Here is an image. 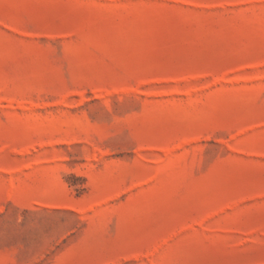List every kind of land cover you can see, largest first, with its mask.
Wrapping results in <instances>:
<instances>
[{
	"label": "rangeland",
	"instance_id": "1",
	"mask_svg": "<svg viewBox=\"0 0 264 264\" xmlns=\"http://www.w3.org/2000/svg\"><path fill=\"white\" fill-rule=\"evenodd\" d=\"M0 264H264V0H0Z\"/></svg>",
	"mask_w": 264,
	"mask_h": 264
}]
</instances>
